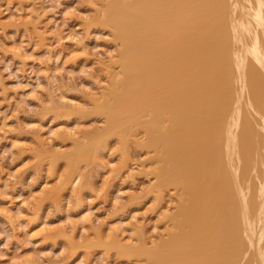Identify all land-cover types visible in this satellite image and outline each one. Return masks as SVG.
Returning <instances> with one entry per match:
<instances>
[{"label":"rangeland","instance_id":"374dc122","mask_svg":"<svg viewBox=\"0 0 264 264\" xmlns=\"http://www.w3.org/2000/svg\"><path fill=\"white\" fill-rule=\"evenodd\" d=\"M112 1L0 0V264H149L176 232L180 192L95 104L118 58L99 21Z\"/></svg>","mask_w":264,"mask_h":264},{"label":"bare ground","instance_id":"6f19581e","mask_svg":"<svg viewBox=\"0 0 264 264\" xmlns=\"http://www.w3.org/2000/svg\"><path fill=\"white\" fill-rule=\"evenodd\" d=\"M99 21L119 51L98 113L180 192L176 232L144 260L264 264V0H113Z\"/></svg>","mask_w":264,"mask_h":264}]
</instances>
